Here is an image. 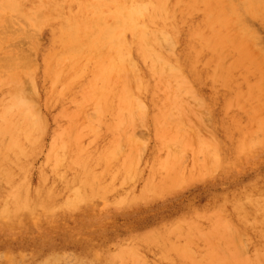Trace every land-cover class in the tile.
I'll return each mask as SVG.
<instances>
[{
  "label": "bare ground",
  "instance_id": "bare-ground-1",
  "mask_svg": "<svg viewBox=\"0 0 264 264\" xmlns=\"http://www.w3.org/2000/svg\"><path fill=\"white\" fill-rule=\"evenodd\" d=\"M260 29L264 0H0V264H264V185L227 194L230 213L218 208L209 229L184 215L122 239L105 232L111 206L151 202L230 164L222 142L221 157L200 144L203 163L182 170L180 155L193 146L180 105L186 95L204 104L196 85L250 92L244 70L264 63ZM250 50L255 59L242 60ZM26 81L33 92L42 83L60 116L37 187L29 165L48 132ZM80 113L84 125L75 124ZM151 117L176 135L166 142L157 131L145 189L117 200L108 177L118 169L126 182L143 159L132 131ZM244 138L240 155L264 153V140ZM234 235L253 253L242 257Z\"/></svg>",
  "mask_w": 264,
  "mask_h": 264
},
{
  "label": "rangeland",
  "instance_id": "rangeland-1",
  "mask_svg": "<svg viewBox=\"0 0 264 264\" xmlns=\"http://www.w3.org/2000/svg\"><path fill=\"white\" fill-rule=\"evenodd\" d=\"M260 32L264 39V30L260 29ZM24 50H26V46ZM226 55V61L232 62L231 56ZM255 57L256 52L250 50L249 57L242 60H254ZM244 73L250 92H247V89H241L239 94L222 92L217 95L219 91L223 90L214 92L209 86L196 85L204 104L199 105L196 98L186 95L183 96L180 105L181 108L183 107V111L179 115L186 123V133L188 132L190 135L187 133L188 137H185V140L191 141L192 145L190 146H193V149L191 147V149H185L180 155L184 159L181 162L182 170L189 175L196 169L193 164L196 166L203 163L204 155L198 149L200 144H211V149L214 150L217 157H221L218 142H222V148L227 152L230 164L226 168L221 167L216 172L212 170V173H209L206 178L192 183L184 189H179L170 195L164 194L151 202H141L138 205L129 206L131 207L129 210H127L129 207L111 206L112 211L108 217L110 223H106L105 232L122 239L133 234H139L136 231L148 228L150 224L157 222L162 217L167 218L170 222L180 216L184 217V215L199 221L204 229H209L212 223L208 218L218 208L224 207L230 213L231 204L224 200L227 194L240 192L250 194L251 191L261 194V187L264 185V153L255 154L254 158L251 157L250 159L240 155L236 145L243 141V137L246 141L250 139L248 137L259 142L264 140V63L256 70H244ZM259 80L261 82H258ZM25 83L24 89L29 90H26V93L23 89L25 96H28L27 98L32 101L34 106L38 107L36 109L40 113L39 116L45 121L48 132L43 136L39 155L33 158L29 165L28 174L31 184L33 187H37L40 170L44 167L47 154L50 152L53 141L52 133L58 127L57 122L60 120L58 118L60 116L57 109L47 102L42 83L39 91H34L35 93L29 82L26 81ZM180 106L177 107L178 111ZM87 117L88 113L77 114L74 117L77 121L75 124L84 125L83 122ZM164 128L165 126L155 122L153 117L149 118L143 126L136 125L132 131V133L134 132L132 152L140 154L143 159L140 163H135L133 167L128 166L126 182L116 176L118 169L114 171V174L109 175L108 179L112 180L119 190V193L113 196L115 199L119 200L129 194L139 195L145 189L147 180L151 176L153 154H155L158 146L159 134L157 131H163V136H166L167 142L168 138H173L176 135V129H178L177 126H173V128H166L165 132ZM106 138H100L98 141H105ZM123 140H119V144H116L117 150L122 147ZM169 144L167 145L168 148L166 147L167 150H169ZM123 146H125V140ZM192 150L194 151L192 152ZM210 200H212L211 204ZM143 203L149 204L143 205ZM69 226L74 231L73 234L80 230L73 219L69 222ZM235 239L234 235L233 248L238 247L242 252V257L253 253L252 243L249 242L248 246L246 245L248 248L245 246L243 249L240 240L236 239L235 241ZM221 252H223V257L228 254L223 250ZM147 255L150 259L154 256L152 252L147 253ZM167 261L163 263L176 264V262Z\"/></svg>",
  "mask_w": 264,
  "mask_h": 264
}]
</instances>
